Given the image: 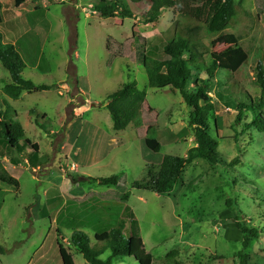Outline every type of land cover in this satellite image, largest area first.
<instances>
[{
  "label": "rangeland",
  "instance_id": "rangeland-1",
  "mask_svg": "<svg viewBox=\"0 0 264 264\" xmlns=\"http://www.w3.org/2000/svg\"><path fill=\"white\" fill-rule=\"evenodd\" d=\"M0 1L4 9L0 32L4 43H15L25 64L23 76L36 85L55 86L51 91L25 93L17 102L0 91V111L8 119L18 113L15 121L34 146V151L26 147L19 153L0 142V161L20 182L19 189L0 183V244L6 250L0 264H64L58 241L75 264H88L72 244L73 233L85 232L91 247L99 249L102 244L95 241V234L117 227L118 218L125 223L128 237L129 211L156 262L175 251L185 264H240L244 238L227 206L232 187L243 221L261 232L249 249L248 264H264V133L247 127L250 114L237 124L236 109L219 99L231 85L253 98L261 97L257 67L260 63L264 68V0H236L237 16L226 31L200 33L197 49L207 62L211 55L236 44L248 52L249 59L236 73L218 71L211 84L209 132L219 143L224 164L194 160L174 191L163 195L134 184L144 182L149 174L157 176L164 156L187 159L196 150L190 109L179 93L150 88L146 69L129 57L108 65L107 44L109 38L125 42L133 30L147 37L160 34L158 50L149 56L178 63L160 47L173 36L178 17L168 13L158 24L145 25L142 16L149 2L130 3L135 19L117 25L116 20L95 13L100 0H30L22 11L13 0ZM196 7L190 9L191 17ZM18 13L23 17L16 29ZM193 75L194 80L206 77L197 70ZM134 81L156 115L155 135L162 146L158 154L146 147L134 125L116 132L106 108L109 95ZM8 83L10 74L0 63V88ZM113 176L120 177L116 187L89 180ZM109 255L106 252L101 259L106 262ZM113 264L137 262L124 258Z\"/></svg>",
  "mask_w": 264,
  "mask_h": 264
},
{
  "label": "trees",
  "instance_id": "trees-1",
  "mask_svg": "<svg viewBox=\"0 0 264 264\" xmlns=\"http://www.w3.org/2000/svg\"><path fill=\"white\" fill-rule=\"evenodd\" d=\"M14 7L20 8L29 0H13ZM149 2L150 9L142 16L143 24L154 25L161 20L163 11H172L177 17L174 23V33L169 39H164L161 49L173 61L155 60L149 56L151 52H157L160 35L149 40L137 30H133L132 37L119 43L109 38L107 50L109 53L108 65H112L117 58L129 57L132 61L141 64L147 72L149 87L157 90L170 89L179 93L187 107L190 109V124L195 129L198 147L187 159L166 155L161 163L157 176L148 175L144 182H136L134 188L147 189L157 194H170L180 183L186 166L194 160L208 161L213 165H223L222 154L219 152V143L210 132L208 113L213 110L210 90L212 81L220 70L236 73L248 61V52L236 44L228 47L219 55H211L207 62L204 56L199 55L197 45L201 41L200 33L221 34L227 30L237 16L236 0H100L94 7L95 13L104 20H116L117 25H123L126 19H135V14L130 9V3L142 4ZM197 4L194 17L189 14L190 9ZM2 4L0 3V25L3 24ZM184 21V22H182ZM184 27V28H182ZM160 49V48H159ZM186 56V57H185ZM200 57L201 61L198 59ZM0 63L9 72L11 83L6 84L0 91L14 101H18L24 93L30 95L51 91L55 86L36 85L25 79L23 71L25 64L16 50V47L4 43L3 33L0 32ZM193 70L206 74L204 79L194 80ZM257 82L261 87V97L253 98L244 89L231 85L219 95V99L229 108L237 111L236 123L239 124L245 115H251L252 122L247 126L259 133H264V68L259 63L257 67ZM238 90H237V89ZM237 90V91H236ZM109 103L106 108L110 112L114 130L124 132L130 125L136 127V133L144 139L146 147L153 153H160L162 146L155 135L156 115L146 105V93L140 91L137 82L122 85L116 92L108 96ZM7 106V102L4 104ZM207 108L204 109L203 106ZM34 113L30 112L32 116ZM17 112H14L16 118ZM7 118V113L0 111V142L7 149H16L22 153L26 147L33 149V143L26 138L25 131L18 122ZM36 125L40 123L35 120ZM43 128V126H41ZM218 127V124H217ZM23 146L21 147V144ZM62 144V143H61ZM60 144V147L63 145ZM34 151V150H33ZM235 164V161H234ZM94 183L102 186L116 187L120 177L93 179ZM0 183L16 189L20 188V182L10 175L0 161ZM235 182L233 186L235 187ZM232 197L227 201L228 208L233 212L234 224L243 235L240 243V264H248L249 249L253 241L259 240L261 232L257 227H251L243 221L242 214L236 210L235 190L232 187ZM126 200L129 194H125ZM130 234L124 235L126 225L122 220L114 229L95 234V241L102 244L99 249L91 247L89 237L83 231H76L72 235V244L82 254L88 264H113V260L132 258L137 264H185L179 260L178 252H171L163 260L156 262L153 255L147 251L144 240L140 235L139 223L131 211ZM59 251L64 264H75L73 255L58 241ZM5 248L0 244V257L5 255ZM106 252L110 253L105 262L101 259Z\"/></svg>",
  "mask_w": 264,
  "mask_h": 264
},
{
  "label": "crops",
  "instance_id": "crops-1",
  "mask_svg": "<svg viewBox=\"0 0 264 264\" xmlns=\"http://www.w3.org/2000/svg\"><path fill=\"white\" fill-rule=\"evenodd\" d=\"M30 1V0H29ZM29 1L26 3V4H28L29 3ZM80 1H82V0H80ZM11 2H12V0H11ZM0 3H1V1H0ZM148 3V2H147ZM147 3H144V4H147ZM2 4V3H1ZM25 4V5H26ZM148 5V4H147ZM2 6H3V4H2ZM24 6V5H23ZM23 6H21L20 8H18V9H20V11H22L23 9H21ZM130 6H131V4H130ZM135 7H137L136 5H135ZM17 9V8H16ZM131 9L134 11V12H136L133 8H132V6H131ZM150 9V8H149ZM148 9V10H149ZM148 10H146L145 11V13L148 11ZM3 12H4V9L2 8V14H3ZM29 12H31V11H29ZM168 13H171V14H173V12L172 11H168V10H165V11H163V14H162V17H161V19L163 18V17H165ZM23 17V15H22V13H18L17 14V16H16V21H15V25H14V27L17 29L18 28V25L19 26H21V23L19 22V20L21 19ZM3 20H4V18H3ZM126 20H130V19H126ZM125 20V21H126ZM138 20V19H137ZM13 21V22H14ZM114 21H115V19H114ZM139 21V20H138ZM160 22V21H159ZM4 23V22H3ZM156 24H158V23H156ZM156 24H154V25H156ZM154 25H152V26H154ZM13 30V29H12ZM132 34H133V31H132ZM140 35H142L143 37H145V38H147V39H149V40H152V39H154V38H156L157 36H159L160 34H157V35H151V36H149V37H147L145 34H143V33H140ZM126 39L125 40H127V39H129V38H131V37H128V36H126L125 37ZM6 43H8L9 41L8 40H6L5 41ZM12 43V45H14L15 46V43L14 42H11ZM10 44V43H9ZM11 78V77H10ZM67 87H69L68 86V84L66 85ZM24 95H25V93L22 95V97L21 98H23L24 97ZM20 98V99H21ZM19 99V100H20ZM18 100V101H19ZM14 101V100H13ZM17 102V101H16ZM15 112V111H14ZM18 118V113H17V115H16V118H13V120L15 121L16 119ZM16 122V121H15ZM25 135H26V133H25ZM63 148L65 149V143H63ZM63 148H61V149H63ZM29 151L31 152V151H33V149H29ZM31 167H32V165H31Z\"/></svg>",
  "mask_w": 264,
  "mask_h": 264
}]
</instances>
